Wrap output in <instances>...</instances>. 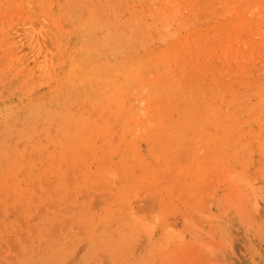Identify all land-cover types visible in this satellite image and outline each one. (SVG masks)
<instances>
[{"label":"rangeland","instance_id":"1","mask_svg":"<svg viewBox=\"0 0 264 264\" xmlns=\"http://www.w3.org/2000/svg\"><path fill=\"white\" fill-rule=\"evenodd\" d=\"M17 1L18 8L11 6L8 8V10L5 9V11L7 12V15L5 14L6 12L4 13L5 16L3 14L4 9L2 8V4L0 3V20H6V27L1 29L0 31V38L2 37L4 39H0V51L5 52V57L8 53L11 52L12 55L8 54L11 56V58L15 56L13 59L18 57L22 58L23 60L21 65L17 66L15 62H12V60L8 58V55V59L2 58L0 56L2 58L0 59V68L1 65L3 69H5V67L7 66L8 70L10 71L7 72L5 76H0V104H2L0 105V195H4L0 196V264H264V192H262L264 191V155L261 146V142L264 141V133L260 132L264 130V120L260 122V119L258 118V115L261 113V111H263L264 113V107H261L259 105L257 111H250L253 107L255 108V106L258 105L260 98H262L263 100L262 102H260H264V43H259L262 37H259L257 34L259 33V31H262L263 24L259 23L257 18H254L251 13L247 12L243 15V18L245 20L246 18H248L247 21H251L252 19L256 20L252 21V27L254 31L253 33L255 34L254 36L249 33L244 34L245 38H248V46L245 49L247 53L242 56H235L236 61L234 62L231 60L232 58L234 59V57L231 56L230 58L229 55L228 57H226L228 53H226V55L224 54V51L219 47L220 45L218 44V42H216L215 39L211 41V43L217 45L216 50H218V52L216 51L217 57H215L212 61V63L215 64V68L213 70L217 72L219 71V68L221 69L222 65L225 64L223 70V72L225 73H218L216 74V77L214 79L211 77L208 78V81L213 83L219 80V85H221V87L223 86L222 88L225 89V92L222 89L217 94H215L212 99L208 98L214 101L215 106V110L212 112V114L209 115L208 121L202 122L198 118L195 120V122H188L189 120L187 121V119L192 117L190 115V112H192V110L191 108L190 110L188 109V104H182V106L181 104L179 105V109L181 111L180 113L184 114L181 117V120L176 121V119H167V116L164 118L154 117L152 119H154L156 123L151 119L155 124L153 123V126H149L148 129L146 127L149 124H146V122H144V124L147 126L142 123L146 129H143L144 127L142 128V126L134 125L133 123L128 124L127 120H129V116H127L128 118H123L124 121L122 119L120 120L122 121L121 123L124 122L126 124V127L125 129H123L122 126L123 130H121V134L118 133L119 139L115 141V143H113L112 139L117 136L116 133L120 128V125L116 122L119 119L115 116V112H117L119 108L112 111L109 108H111V105L115 106L116 104V106L118 107L119 105L114 102L109 104L105 103L106 105L104 108L102 107L101 103H99V101H101L102 95H100L99 91L96 88L91 87L90 94L79 93L78 86L68 80H65L64 78L59 79L60 81H66L64 86L58 87L59 80H55L56 74L54 71V66L52 64V62L57 61V49L55 48L54 41L56 34L55 32H53L55 30V27L49 21L48 15H46L47 17L45 16V12H48V8L44 10L41 9L42 5L40 3L45 2V0ZM89 1L90 0H58V2L53 7L54 9L56 7V12L53 8L51 9L52 13L60 15L66 20L64 21L65 27L69 28L70 30L68 34L70 36V39L67 41L69 51L74 50V48L77 47V43L79 45L83 42H86L84 40L85 37H83L85 35V32L82 28H85L87 25L79 26V20H88L92 18V13L94 10L92 8L94 7L93 5L101 1H103L105 6L103 13H108L105 14L100 25L96 28L97 34H94V36L99 40V43L101 40H103V38L110 30H107L109 25H112L114 22H116L115 20L119 19V17L126 22V27H129L127 26L129 24L131 27L133 21L136 20V14L138 16L141 9H144L145 7H147V5L149 6V9L151 11H155L156 9L154 8L155 5L153 4V2L151 1L152 3H150V0H147V2L143 0L142 4L140 3L142 0H107L106 2H104L105 0H99V2L96 0H92L91 3L94 1L92 4ZM122 1H125L124 5L126 4V12L123 9L125 8V6L121 4V7L120 5ZM131 1L134 4L131 3ZM75 2L78 3L80 7L79 5L75 4ZM79 2H81L82 4ZM116 2H118L117 4L120 5V7L117 8L119 10L116 9ZM128 2L130 5L128 4ZM189 2L192 5L194 3L193 1L186 0V2L184 1V6H191L188 4ZM213 4L215 5L217 14L215 21L214 19L213 21L216 25L222 28L223 16L219 15V13L222 11V8L221 6L216 5V3ZM14 5L16 4L14 3ZM140 5L143 6V8ZM83 6L84 8H86L83 10L84 12L81 10L83 9ZM242 7H244V5H242L241 8ZM17 9L22 11H19ZM79 9L81 11L80 13ZM110 9H112V13L109 12ZM167 9V11H171L172 8L170 7V9ZM115 10H117L116 12L118 15L116 14ZM9 11L11 12V14L15 12L13 17H9V15H11L8 13ZM29 11L34 15L33 20L24 18V16L27 17V13ZM42 11L43 14H41ZM121 11H123V13L125 12V15L122 14ZM128 12L129 15H127ZM78 13L79 15H77ZM134 13L135 17L133 15ZM75 15H77L78 17H76ZM113 15H116L117 17L115 18V20L113 19L114 17H112ZM17 16H19V18H17ZM107 16L108 20L106 19ZM151 18H153L152 15ZM151 18L148 16L147 19L149 21H152L153 19ZM42 19L45 22L42 21ZM11 20H13L14 24H12ZM168 20L170 19L168 18ZM168 20H166V24ZM135 22L134 24L136 25ZM158 22H160V20L156 21L152 25L156 29V31H154L153 27H151L152 30L150 29V33V31H148L149 28H145L142 30L144 31L142 35L140 32V36H145V38H147V36L149 37L153 35V32L155 35L158 32L157 29L162 30L164 33H170L171 35H174L172 32H170V26H167L168 24L164 26L165 23ZM256 22L257 26H255ZM29 23H31V25ZM116 23L119 26L124 24L121 21H117ZM9 24H11V27H8L10 26ZM135 25H133L132 27H134ZM259 25L260 28L258 27ZM161 26L163 27L160 28ZM105 27L107 29H105ZM165 27L168 29H166ZM37 30V33L33 32ZM224 32H226V28L223 29V33ZM231 32L232 34L234 33L233 30H231ZM16 33L18 36L16 35ZM99 33L102 34L103 38ZM8 34L11 36L9 37ZM171 35H169V39L173 40L175 35L173 37H171ZM251 36L253 38L250 40ZM20 38H22V40ZM35 39L37 42L35 41ZM147 40L152 43L150 44V47H154L153 49L158 51L162 50L166 44V41H164L163 39H158V37H149L147 38ZM11 41L13 44L10 43ZM152 41L157 42L155 43ZM252 42L257 44L252 45ZM63 43H65L64 40ZM89 43L92 46L95 45V42H93L92 40L89 41ZM159 43L163 44H161V46L159 47ZM10 44L15 45L16 47L14 49V46L13 48L11 46L12 49L10 48V52H7L6 50H8ZM22 47L25 48L23 49ZM117 47L114 50V57H110L109 53H107L106 50H100L101 53L104 52L102 55L100 54L101 57H104L101 59H105L103 61H108V59L111 58H116L119 60V55L122 51L126 53V56H134L135 50L133 48L128 49H132V51L129 53V51L125 50V48H122L121 51ZM252 47L254 48V50L252 49ZM46 49L47 51H45ZM144 50L146 49H142V47L138 49L139 52ZM4 52H0V55L3 54L4 56ZM117 52H119L120 54ZM25 53L26 56L24 55ZM36 55H40V57H37ZM222 55L223 58L225 55V58L227 59L221 60ZM250 55L253 56V58L249 57L248 59V56ZM44 56L48 61L44 58ZM255 56L256 59H258L257 61L255 59ZM246 58L249 61L247 60V62H245L244 59ZM250 59L255 62L252 63ZM6 60L9 62V64ZM16 60L17 59H15V61ZM41 64L44 66V69L48 70V73L50 75L48 77V80H50L49 84H46L47 80H45V83L42 84L40 82L41 71L39 70ZM232 64H235V67ZM10 65H12V69H9ZM251 66L252 68H250ZM20 67H22L23 70L18 69ZM189 68L190 67L186 68L188 71H190V73L186 75V78L191 81L195 78L193 76V70L191 71L189 70ZM17 69L20 73H16L15 79L14 75L15 70ZM25 70L27 71L26 73ZM28 75L30 78L32 77L30 80L29 78L26 79ZM25 79L26 81H29L27 82L29 86L27 84H24L23 81H25ZM4 81L5 83H3ZM205 82L208 83L207 81H203L200 79L196 84H206ZM252 86L255 87L252 88ZM261 86H263L262 89L260 88ZM248 87L250 89L249 91H246L248 90ZM111 90L115 92L114 89ZM93 91L97 93H94V95H92ZM133 93L134 90L132 93L128 94L127 101L130 100L129 103L131 105H133L131 102L135 101L134 108L137 110L139 106L138 104L140 103L137 104V101L133 99V96H135L134 98L137 99V94L134 93V95ZM229 93L232 94L230 95ZM97 94L99 96H97ZM189 94L194 95L195 93L191 92ZM63 95H65L66 98L62 97ZM192 95L190 96V98L192 97ZM244 95L245 97H243ZM233 97L234 99H237L234 100ZM22 98H24L25 101H23ZM61 98L64 99L60 100ZM200 98V96L196 97V99L198 100ZM230 98L233 102L232 104H229ZM237 100L238 102H235ZM200 101L204 100L202 99ZM129 103L128 106H131ZM141 104H143V102ZM219 105L221 106L219 107ZM235 107H237L238 109V114L232 121ZM96 110H98V112L96 113L97 116L95 117L93 113H95ZM133 111L135 110L133 109ZM83 112L85 113L84 115ZM142 112L144 113V111ZM104 114H106L105 118H103ZM213 114H216L217 117L215 123L220 122L219 120L221 119V125L218 123L221 127L219 130L217 129V126L215 127V123L211 122L212 119L210 118V116L213 117ZM225 114L227 118L225 117ZM112 116L113 122L110 121V118ZM168 120L170 121L168 122ZM185 120L187 123L185 122ZM252 120H255L256 122L247 123L251 122ZM236 121L238 122V126L235 125ZM102 122H104L105 124ZM147 122L149 123L150 121ZM175 122L176 127L173 128L172 131H168V129L170 130V128H168V124L172 125ZM15 123L20 126L18 127ZM40 124L41 126L38 128ZM118 125L119 128L116 129ZM158 125L159 127L157 128ZM233 126L235 128L237 126L238 129H236L235 132L232 133V135H234H231V138L228 140L227 138L230 135H228V133H230V130L233 131ZM136 127H139V132L136 131ZM190 128L194 132L191 135H187L186 130L191 131ZM53 129L55 131H52ZM142 130H144V132ZM162 131H164V133L168 131L171 135V138H174L175 135L176 141H178L175 142L173 139H168L167 137L166 140H168L165 143L162 142L164 138L162 137ZM175 132L177 134H175ZM218 133L221 136L218 137ZM225 134L226 136L223 138ZM131 135L132 137H130ZM166 135L168 134L166 133ZM257 136L259 137L258 140L256 139ZM12 137L14 138L13 144L11 143ZM220 137H222V139H220ZM186 138L190 141H188ZM217 138L220 140H218ZM151 139H154V143L157 142L156 144H158V146L156 144L155 145L157 147H161V151L157 147V152H153L155 151V149L151 150ZM170 139L171 141L173 140L172 142H174V145L176 143L175 146L171 144L172 142L170 141ZM43 140L46 142H44ZM98 140L101 141L99 142ZM191 141H193V144H191L192 146L189 144L191 143ZM208 141L212 145L207 144ZM163 143L164 145H167L163 146ZM185 143L186 146L191 147L190 150H185ZM11 144L12 146H9ZM20 145L22 146L20 147V149H18V146ZM149 148L151 151L148 150ZM183 148L185 151L183 150ZM133 149L134 151L132 152ZM191 149L194 151H191ZM179 150L184 151H182V155L184 157L182 155L180 156ZM236 150H239V152L237 153ZM148 151L150 152L147 153ZM215 151L217 152V154ZM45 152L46 156L44 155ZM34 153L37 154L36 159L31 156ZM177 154L180 157L177 156ZM187 154L188 157H190V159H188L190 160V162H192L191 159L194 160L192 163L189 162V164H187V162L184 161ZM249 154L251 156H249ZM25 155L28 158L27 160ZM148 155L151 156L152 160L155 162L154 164L151 162V158ZM43 156L45 157L43 158ZM172 157L180 158L178 159V161L181 162L174 160ZM105 159L107 161H105ZM129 159L132 161L135 160L133 162L134 164H132ZM172 159L175 161H173V163L176 165L170 163ZM206 161L207 163H205ZM67 162H69V164H67ZM135 162L137 164H135ZM159 162H161V164ZM218 164L222 169L218 173H220L221 176L225 178L224 180H220L222 182H218V180L222 178L221 176H219L221 177L219 179L218 177L213 178L214 175L212 173L215 174L216 172L211 173L209 171L219 170L220 168L216 166ZM60 165L62 167H60ZM224 166L226 168H224ZM228 167H230V169ZM97 168L99 169L96 170ZM171 168L173 172L171 171ZM69 169H72L71 174L70 172L68 173ZM226 169H236V171L238 170L239 173L243 171V175H247L246 178L250 182H252L251 184L253 186L259 185L258 188H260V190L258 188V190L255 188V190H257L256 192L258 194H263V197L261 196V199L263 201H261L259 197H257L258 194H255L256 197L254 196V198L255 200L256 198H258V200H256L257 203L252 202V204H257L258 207H253L255 209L254 213L252 212V209V211L250 210L251 207H249L251 205V199H249V197L252 193H249L250 191L246 189L244 193H246V196L248 195L247 197L249 201L246 200V198H243V196L241 197L243 198V200L245 199L247 201V203H245V200V202H242L245 203L243 204L244 206L242 205L243 208L247 206V208H245L247 211H242L243 213L240 212V202L237 196V194L239 193H237V190H240L238 192H240V194H243L244 188H242L243 186H241V182H239L238 179L237 183L239 185L236 184V187H234L235 185L232 187L231 184L235 182L236 176L234 175V179L231 176V179L233 180L232 183H230V178H227L229 171H227ZM110 171H114L116 180L113 179V176L111 177L109 175ZM236 171H234V173H236ZM238 172L236 175L240 177L241 174L238 175ZM171 173L173 175V178L171 177V181L168 182L165 176L169 175L170 177ZM23 174L25 176H23ZM68 175H70L71 178H69ZM30 176L32 178H30ZM96 176L97 178L101 176L105 180V182H103L102 179L95 178ZM252 176L254 179H252ZM182 177L183 179L185 178V180L182 181ZM241 177L243 178V176ZM53 178H55L56 180L54 181ZM68 178L70 179V183L72 181L71 179H73V182L71 183L72 185L70 184L71 188L69 187V182L67 180ZM93 178H95L96 180ZM226 179L229 180L227 181ZM45 180H47V184ZM24 181L26 184H24ZM32 181L37 182V187L32 186L36 184H32ZM166 182H168V188H171V193L169 192L170 189L168 190V188L166 187ZM177 183L179 185L180 183L183 185L180 186V188H178V190L176 191V186H178ZM45 184L47 185V187ZM157 184H160L161 187H157ZM163 184L164 187H166V193H164L165 191L163 189ZM189 184L190 186H192L190 187ZM92 185L97 190L92 187ZM151 185H153V190L155 191L151 190ZM202 185L207 186V191H198V189L203 188ZM228 185H230L231 187ZM49 186L51 189L49 188L48 190L47 188ZM208 186L211 188L210 190H208ZM34 188H36L39 193H37V190ZM166 189L168 190L169 195H167ZM186 189L187 192H185ZM258 191L261 192L259 193ZM10 192L11 197L9 196ZM174 192L175 197L173 196ZM157 193H159V195ZM183 193H185V195H183ZM232 193H234V195L230 196V194L232 195ZM155 194H157L158 196H153ZM202 194H206V196H202ZM43 195L45 196L43 197ZM72 195L73 197H71ZM212 195L215 199L212 198ZM105 196L107 198L109 197V199H105ZM180 196L182 197L181 199ZM251 196L253 197V195ZM205 197H207L208 199L210 197V201H207V198L205 199ZM228 197L229 201L227 200ZM241 197H239L240 200H242ZM33 198L35 200H33ZM125 198L126 204H124ZM153 198L156 199L153 200ZM202 198L205 199L206 204L204 205H202L203 203L201 202ZM49 202L51 203L50 206L53 205L51 208H49ZM224 203L225 205L222 206ZM206 205L208 210L206 208ZM68 206L71 208L73 207L72 210L68 209L69 212L67 211ZM40 207L45 212L42 210L40 211ZM55 208L57 210H55ZM64 208H66V210L62 212L61 210H63ZM190 209H192L193 211ZM237 209L240 211H238ZM200 213L203 215H200ZM192 215L193 217H191ZM207 216H210L209 218L211 219H209ZM68 219L71 220L69 221ZM206 219H209V221L207 222ZM184 220H188L190 222L192 220L195 221L196 224L194 222L193 224L195 225H193L192 228V225H190L188 221V224L184 223ZM134 221H137L135 224L136 226L133 223ZM146 221H149L150 223L148 222V224ZM182 222L185 225L182 224ZM142 223L144 224L142 225ZM55 224H57V226ZM150 224H153L152 228L150 227ZM100 225L101 228H99ZM141 225L144 229H142L144 233L141 231ZM81 226H84V228H81ZM146 227L149 231H146ZM181 227L185 231L183 232L182 230V237L180 236L179 241L177 239L178 234L176 233V231L180 230ZM137 228L140 230H138ZM165 232H167V235H165ZM174 232L175 234H173ZM149 233L151 235L146 236ZM179 235H181L180 232Z\"/></svg>","mask_w":264,"mask_h":264},{"label":"bare ground","instance_id":"2","mask_svg":"<svg viewBox=\"0 0 264 264\" xmlns=\"http://www.w3.org/2000/svg\"><path fill=\"white\" fill-rule=\"evenodd\" d=\"M29 1V0H28ZM64 1V0H63ZM79 1H81V0H79ZM91 1L92 0H90L89 2L91 3ZM96 1H98L99 2V0H96ZM107 0H105L104 2H106ZM135 1V0H134ZM139 1V0H138ZM153 2V4L155 5V7L154 8H156L155 9V11H151L150 9H149V6L147 5V7H145L144 9H141V11H140V13H139V15L137 16V14H136V20H134L133 21V24L131 25V27L133 26V25H135L134 24V22L136 23V25L134 26V27H130V24L129 25H127V26H129V27H126L125 26V21H123L122 19H120V17H119V19H117V20H115V18H117L116 17V15H113L112 17H114L113 19L117 22H123L124 24L123 25H121V26H119V25H117V23L116 22H114L112 25L110 24L109 25V27H108V29L105 27V29H107V30H109L108 31V33L106 34V36L103 38V36H102V34H100L101 35V37L103 38V40H101L100 41V43H99V40L97 39V37H95L94 36V34H97L96 33V28L100 25V23H101V21H102V19H103V17L105 16V14H107V13H103V11H104V9H105V6H104V3H103V1H101V2H99V3H97V4H95V5H93L94 7H92L94 10H93V16H92V18H90V19H88V20H85V19H80L79 20V26H86L85 28H82L83 30H84V32H85V35L83 36V37H85L84 38V40L86 41V42H83L82 44H79L78 45V43H77V47L76 48H74V50H72V51H69V49H68V46H67V41L70 39L69 37V32H70V30H69V28H67V27H65V24H64V21H66L62 16H60V15H57V14H55V13H52L51 12V9L54 7V5L58 2V0H45V2H42V3H40L39 1V3L42 5L41 6V9H47L48 8V12H45V16L46 15H48V17H49V21L54 25V27H55V30L53 31V32H55V38H54V41H55V48L57 49V61L56 62H52V64H53V66H54V71H55V74H56V77H55V80H59V79H61V78H64L65 80H68V81H70V82H72L73 84H75V85H77L78 86V90H79V93H85V94H90V89H91V87H94V88H96L98 91H99V93H100V95H102L101 96V101H99V103H101V105H102V107H104L105 108V103H112V102H114V103H117L118 105H119V107L118 106H116V104H115V106L114 105H111V108H109V109H111V111L112 110H114V109H117V108H119V110L117 111V112H115L116 114H115V116L119 119L118 121H116L119 125H120V128H119V125H118V127H116V129H118L119 128V131L116 133L117 134V136L116 137H114L113 139H112V141H113V143H115V141H117L119 138H118V133L119 134H121L120 132H121V130H123V129H125V127H126V124H125V126H124V124L123 123H121L122 121H120L121 119L124 121V119H126V118H128L127 116H129V120H127V123L128 124H131V123H133L134 125H138V126H142V128L143 129H148V127L149 126H153V123L155 122L156 123V121H154V119H152V118H154V117H161V118H164V117H166L167 116V119H176V121L178 120H181V117L184 115V114H182V113H180L181 111H180V109H179V105L181 104V106H182V104H188L189 105V107H188V109L190 110V108H191V110H192V112H190L189 114L192 116L191 118H189V119H187V121L188 122H195V120L196 119H200L202 122H205V121H208L209 120V115L210 114H212V112L215 110V106H214V101L213 100H210V99H212L214 96H215V94H217L220 90H222L223 88V86L221 87V85H219V80L218 81H215V82H213V83H211L210 81H208V78H215L216 77V74H218V73H225V72H223V70H224V67H225V64H223L222 65V68L220 69L219 68V71H217V72H215L213 69L215 68V64L214 63H212V61H213V59L215 58V57H217V52H218V50H216V46L217 45H215L214 43H211V41L213 40V39H215L216 40V42H218V44L220 45L219 47L220 48H222V50L224 51V54L226 55V53H228L227 54V56L226 57H228V55L230 56V58H231V56L232 57H234V59L232 58L231 60L234 62V61H236V59H235V56L237 57L238 55H245L246 53H247V51L245 50L246 48H247V40H248V38H245V36H244V34L245 33H249V34H252V36H254V34L255 33H253L254 31H253V27H252V24H253V20H255V19H252L251 21H247V19L248 18H246V20L243 18V15L244 14H246L247 12L248 13H251L252 14V16L254 17V18H257V20H258V22L259 23H262L263 24V29H262V31H259V33H257L258 34V36L259 37H262V39L260 40V42L259 43H264V0H190V1H193L194 3H193V5L189 2L188 4L189 5H191V6H184V1L186 2V0H150V3H152ZM94 2V1H93ZM92 2V3H93ZM145 2H147V0H145ZM197 2H199V3H197ZM1 4H2V8L4 9V12H3V14L6 12L5 11V9L6 10H8V8L9 7H17L18 5V1L17 0H1V2H0ZM14 3L16 4V5H14ZM79 3H81V2H79ZM91 3V4H92ZM118 2H116L115 3V5L117 4ZM124 3H125V1L123 2H121L120 3V5L121 4H123L124 5ZM131 3H133L132 1H131ZM141 4L143 3V0L140 2ZM139 3V4H140ZM197 3V4H196ZM213 3H216V5H219V6H221V8H222V11L219 13V15H222L223 16V26H222V28L223 29H225L226 28V32H224L223 33V29L221 28V27H219L218 25H216L215 24V18H216V16H217V14H216V8H215V5L213 4ZM28 4V3H27ZM37 4V3H36ZM75 4H77V5H79L78 3H76L75 2ZM82 4V3H81ZM87 4H89V3H87ZM86 4V5H87ZM128 4H129V2H128ZM134 4V3H133ZM168 4V5H167ZM187 4V3H186ZM35 5V4H34ZM69 5V4H68ZM71 5H72V3H71ZM114 5V6H115ZM119 4H117V7H116V9L118 8V7H120V5L118 6ZM130 5V4H129ZM151 5V4H150ZM167 5V6H166ZM171 5V6H170ZM242 5H244V7H242L241 8V6ZM30 6V5H29ZM37 6V5H36ZM35 6V7H36ZM39 6V5H38ZM65 6V5H64ZM76 6V5H75ZM88 6V5H87ZM91 6V5H90ZM125 6V8H123L124 9V11H125V9H126V4L124 5ZM135 6V5H134ZM141 6V5H140ZM166 6V7H165ZM34 7V8H35ZM66 7V6H65ZM77 7V6H76ZM79 7H80V5H79ZM113 7V6H112ZM121 7H122V5H121ZM142 8H143V6H141ZM170 7L172 8L171 9V11L169 10V11H167L168 9L167 8H169L170 9ZM18 8V7H17ZM72 8H73V6H72ZM54 9V8H53ZM55 9H56V7H55ZM55 9H54V11H55ZM75 9V8H74ZM84 9H86V8H84V6H83V9H81L82 11L84 10ZM89 9V8H88ZM122 9V10H123ZM0 10H1V8H0ZM14 10H15V8H14ZM17 10H19V9H17ZM66 10H67V8H66ZM73 10V9H72ZM76 10V9H75ZM111 10L112 9H110L109 10V12H111ZM117 10H119V9H117ZM117 10H115V12L117 11ZM120 10H121V8H120ZM19 11H22V10H19ZM18 11V12H19ZM65 11V10H64ZM63 11V12H64ZM77 11V10H76ZM89 11V10H88ZM107 11V10H106ZM105 11V12H106ZM56 12V11H55ZM62 12V13H63ZM81 11H80V9H79V13H80ZM84 12V11H83ZM114 12V11H113ZM122 12V14H124L123 13V11H121ZM0 13H1V11H0ZM9 14H11V12L9 11L8 12ZM13 13V12H12ZM15 13V12H14ZM14 13L13 14H11V15H9V17H13V15H14ZM79 13L77 14V15H79ZM89 13V12H88ZM112 13V12H111ZM6 15H7V12L5 13ZM5 14H4V16H5ZM41 14H43V11L41 12ZM65 14V13H64ZM102 14H104V15H102ZM116 14H117V12H116ZM19 15V14H18ZM39 15V14H38ZM77 15H75L76 17H78ZM81 15H83V14H81ZM87 15V14H86ZM109 15V14H108ZM112 15V14H111ZM118 15V14H117ZM121 15V14H120ZM119 15V16H120ZM125 15V14H124ZM127 15H129V12H128V14ZM134 15V17H135V13L133 14ZM151 15H152V17L153 18H151ZM2 16V15H1ZM41 16H43V15H41ZM66 16V15H65ZM148 16L151 18V19H153L152 21H149L147 18H148ZM47 17V16H46ZM17 18H19V16H17ZM24 18H27V19H29V20H33V18H34V15H33V13H31L30 11L27 13V17H25L24 16ZM108 18V16L106 17V19ZM168 18L170 19V20H168ZM218 18H220V17H218ZM11 19H13V18H11ZM21 19V18H20ZM77 19V18H76ZM76 19H73V20H76ZM213 19H214V21H213ZM10 20V19H9ZM17 20V19H16ZM24 20V19H23ZM22 20V21H23ZM73 20H71V21H73ZM108 20V19H107ZM106 20V21H107ZM111 20V19H110ZM109 20V21H110ZM113 20V21H114ZM125 20V19H124ZM158 20H160V22H158V23H161V22H163V23H165L164 24V26L165 25H167V26H170L169 28V30H170V32H172L174 35H171L170 33L169 34H167V33H164L162 30H158L157 29V33L154 35V32H153V35H151V36H149L150 38H155V37H158V39H163L164 41H166L165 43V46H164V48L162 49V50H155V49H153V48H151L150 47V44H152L151 42H149V40H147V38H149L148 36H147V38H145V36H140V32H141V35L143 34V32L144 31H142L143 29H145V28H149V30L148 31H150V33H151V27H153L152 25L156 22V21H158ZM162 20V21H161ZM166 20H168V22H167V24H166ZM217 20V19H216ZM12 21V24H14V22H13V20H11ZM42 21H44L43 19H42ZM42 21H41V23H42ZM48 21V22H49ZM112 21V20H111ZM127 21V20H126ZM214 23H213V22ZM256 21V20H255ZM5 22H6V20L4 21V19L3 20H0V31H1V29H3L4 27H6L5 26ZM19 22V21H18ZM28 22V21H27ZM31 22V21H30ZM45 22V21H44ZM47 22V23H48ZM212 22V23H211ZM16 23V22H15ZM77 23V22H76ZM128 23V22H127ZM7 24H8V21H7ZM30 25H31V23H29ZM122 24V23H121ZM10 26H8V27H11V24H9ZM12 26H15V25H12ZM29 26V25H28ZM69 26V25H68ZM255 26H257V22H256V24H255ZM7 27V28H8ZM17 27V26H16ZM20 27V26H19ZM124 27H126V28H124ZM163 26H161L160 28H162ZM259 28H260V25L258 26ZM128 28V29H127ZM159 28V27H158ZM166 28V27H165ZM165 28H164V30H165ZM259 28H258V30H259ZM261 28H262V25H261ZM35 29V28H34ZM41 29V28H40ZM47 29V28H46ZM46 29H44V30H46ZM151 29V30H150ZM153 29H154V31H156V29L153 27ZM166 29H168V28H166ZM8 30V29H7ZM10 30V29H9ZM24 30V29H23ZM52 30V29H51ZM231 30H233L234 31V33L232 34V32H231ZM6 31V30H5ZM28 31V30H27ZM30 31V30H29ZM106 31V30H105ZM148 31H147V33H148ZM236 31V32H235ZM9 32H11V31H9ZM15 32V31H14ZM33 32H38V30L37 31H33ZM41 32V31H40ZM48 32V31H47ZM97 32H100V31H97ZM18 33V32H17ZM17 33H16V35H17ZM82 33V32H81ZM20 34V33H19ZM25 34V33H24ZM29 34V33H28ZM9 35V34H8ZM7 35V36H8ZM26 35V34H25ZM169 35H171V37H173L174 36V38H173V40H170L169 39ZM11 35H9V37H10ZM15 36V35H14ZM18 36V35H17ZM28 36V35H27ZM26 36V37H27ZM98 36V35H97ZM250 37V40L253 38V37ZM6 37V36H5ZM4 37V38H5ZM29 37V36H28ZM31 37H32V35H31ZM42 37V36H41ZM257 37V36H256ZM7 38V37H6ZM14 38V37H13ZM1 40L3 39L2 37L0 38ZM8 39V38H7ZM6 39V40H7ZM21 40H22V38H20ZM26 39H28V38H26ZM141 39V40H140ZM4 40V39H3ZM17 40H19V39H17ZM33 40V39H32ZM37 40H38V38H37ZM41 40H43V39H41ZM45 40V39H44ZM63 40L65 41V43H63ZM93 41V42H95V45L94 46H92V45H90V43H89V41ZM30 41V40H29ZM35 41H36V39H35ZM162 41V40H161ZM6 42V41H5ZM4 42V43H5ZM37 42V41H36ZM39 42V41H38ZM42 42H44V41H42ZM47 42V41H46ZM71 42H72V40H71ZM152 42H157V41H152ZM159 42V41H158ZM163 42V41H162ZM0 43H1V41H0ZM3 43V42H2ZM11 44H13L12 43V41L10 42ZM19 43V42H18ZM35 43V42H34ZM34 43H33V45H34ZM52 43V42H51ZM155 43H153V44H155ZM8 44H9V42H8ZM10 44V46L8 47V50H6L7 52L9 51V49L11 48V46H12V48H13V46H14V49H15V45H11ZM23 44V43H22ZM28 44V43H27ZM29 44H31V43H29ZM76 44V43H75ZM93 44V43H92ZM161 44H163V43H161ZM161 44L159 43V47L161 46ZM252 45L253 44H257V43H251ZM6 45V44H5ZM19 45V44H18ZM26 45V44H25ZM33 45H32V47H33ZM23 46V45H22ZM38 46H39V44H38ZM101 46V47H100ZM118 46V47H117ZM140 46V47H139ZM152 46V45H151ZM18 47V46H17ZM72 47V46H71ZM119 48V50H121L122 48H125V50H128L129 48H133L134 50H135V53H134V56H126L125 54L126 53H124L122 50V52H121V54L119 53V52H117V53H119L118 55H119V60L118 59H113V58H111V59H108V61H103V60H105V59H101V58H104L103 56L101 57L100 56V54L102 55L103 53H101V51L100 50H102V51H104V50H106V52L107 53H109V56L110 57H114V53H115V48ZM142 47V49L143 48H145L146 50H144V51H141V52H139L138 51V49L139 48H141ZM11 48V49H12ZM21 48V47H20ZM23 49L25 48V47H22ZM39 48V47H38ZM158 48V47H157ZM4 49V48H3ZM5 49H6V47H5ZM10 49V50H11ZM40 49V48H39ZM252 49L254 50V48L252 47ZM1 50V49H0ZM19 50V49H18ZM221 50V51H222ZM15 51V50H14ZM17 51V50H16ZM32 51V50H31ZM39 51V50H38ZM45 51H47V49L45 50ZM118 51V50H117ZM129 51V53L132 51V49L131 50H128ZM217 51V52H216ZM222 51V52H223ZM0 52H4V51H0ZM7 52H6V54H7ZM10 52V51H9ZM41 52V51H40ZM48 52H49V50H48ZM127 52V51H126ZM136 52H139V53H136ZM13 53V52H12ZM15 53H18V52H15ZM27 53V52H26ZM26 53L24 54L25 56H26ZM8 54H11V52L10 53H8ZM7 54V55H8ZM45 54H46V52H45ZM106 54V53H105ZM128 54V53H127ZM136 54V55H135ZM223 54V53H222ZM7 55H6V57H5V52H4V56H3V54L2 55H0L2 58H7ZM12 55V54H11ZM14 55V54H13ZM23 55V54H22ZM225 55H224V58H223V55H222V59L221 60H225V59H227V58H225ZM256 55H258V54H256ZM17 56H20V55H17ZM37 56V55H36ZM0 57V59H2ZM15 57V56H14ZM14 57H12L11 58V56L10 55H8V58H10L11 60H12V62H15V64L17 65V66H19V65H21V63H22V58H15V59H17L16 61H15V59H13ZM35 57V56H34ZM37 57H40V55L39 56H37ZM36 57V58H37ZM105 57H107V56H105ZM115 57H116V55H115ZM249 57H251V58H253V56H248V59H249ZM7 58V59H8ZM24 58V57H23ZM44 58H45V56H44ZM240 58V57H239ZM238 58V59H239ZM27 59V58H26ZM33 59V58H32ZM35 59V58H34ZM46 59V58H45ZM52 59V58H51ZM247 58L246 59H244L245 60V62H247V60H248ZM255 59H256V56H255ZM47 60V59H46ZM107 60V59H106ZM243 60V61H244ZM251 60V59H250ZM258 59H256V61H257ZM7 61V60H6ZM35 61V60H34ZM41 61V60H40ZM48 61V60H47ZM46 61V62H47ZM51 61V60H50ZM195 61H196V63H195ZM218 61H219V59H218ZM227 61V60H226ZM249 61V60H248ZM252 61V60H251ZM29 62V61H28ZM42 62V61H41ZM221 62H223V61H221ZM253 62H255V61H252V63ZM2 63H3V60H2ZM7 63L9 64V62L7 61ZM229 63V62H228ZM228 63H227V65H228ZM231 63V62H230ZM28 64V63H27ZM30 64V63H29ZM44 64H45V62H44ZM49 64V63H48ZM241 64V63H240ZM261 64V63H260ZM13 65V64H12ZM12 65H10V67H9V69L11 68L12 69ZM42 65V64H41ZM40 65V70L39 71H41V73H40V76H41V84L42 83H45V80H47L46 81V84H49V82H50V80H48V77L50 76L49 75V73H48V70L47 69H44V66L42 65L41 66ZM47 65V64H46ZM233 65V64H232ZM235 65V64H234ZM233 65V66H234ZM264 65V64H263ZM15 66V65H14ZM26 66V65H25ZM49 66V65H48ZM232 66V67H233ZM238 66V65H237ZM65 67H66V69H65ZM187 67H190L189 68V70H193V76H194V80H188L187 78H186V75H188V73H190V71H188L186 68ZM235 67V66H234ZM16 68V67H15ZM30 68V67H29ZM250 68H252V66L250 67ZM14 69V68H13ZM18 69H22L23 70V68L22 67H20V68H18ZM15 70V75H14V78H15V76H16V73L18 74V73H20V72H18L19 70ZM24 69H25V67H24ZM36 69V68H35ZM114 70H117V71H114ZM222 70V71H221ZM238 70V69H237ZM243 70V69H242ZM7 72H10L9 70H8V68H7V66L5 67V69H3V67H2V65H1V68H0V76L1 77H3L2 75H6L7 74ZM27 71L25 70V73H26ZM36 72V71H35ZM239 72V71H238ZM263 72H264V70H263ZM262 72V73H263ZM11 73H12V71H11ZM24 73V74H25ZM34 73V72H33ZM241 73H242V71H241ZM9 74V73H8ZM260 74V73H259ZM20 75V74H19ZM235 75H236V73H235ZM240 75V74H239ZM248 75H250V74H248ZM254 75V74H253ZM18 76V75H17ZM32 76V75H31ZM37 76V75H36ZM219 76V75H218ZM223 76V75H222ZM13 77V76H12ZM19 77V76H18ZM17 77V78H18ZM51 77H52V75H51ZM244 77V76H243ZM248 77V76H247ZM6 78V77H5ZM8 78V77H7ZM14 78H12V79H14ZM27 78H29V80L32 78H30L29 77V75L26 77V79ZM16 79V78H15ZM26 79H25V81H23L24 82V84H27V82H29V81H26ZM203 80V81H207L208 83H206V84H196L197 83V81L198 80ZM248 79V78H247ZM7 80V79H6ZM11 80V79H10ZM65 80H62V81H58V87H63L64 86V84H65ZM241 80V79H240ZM259 80V79H258ZM3 81V80H2ZM15 81V80H14ZM13 81V82H14ZM234 82V81H233ZM3 83H5V81L3 82ZM7 83V82H6ZM222 83V82H221ZM12 84V83H11ZM18 84V83H17ZM22 84V83H21ZM21 84H20V88H21ZM23 84V85H24ZM46 84H44V85H46ZM236 84H237V82H236ZM4 85V84H3ZM28 86H29V84H27ZM195 85H197V86H195ZM228 85V84H227ZM242 85H243V83H242ZM10 86V85H9ZM41 86V85H40ZM39 86V87H40ZM237 86V85H236ZM248 86V85H247ZM3 87V86H2ZM7 87V86H6ZM33 87V86H32ZM43 87V86H42ZM226 87V86H225ZM253 87H255V86H252V88ZM262 87L263 86H261L260 88L262 89ZM5 88V87H4ZM34 88V87H33ZM195 88V89H194ZM229 88V87H228ZM111 89H114V91L115 92H113ZM233 89V88H232ZM249 87H248V90H246V91H249ZM71 90V89H70ZM69 90V91H70ZM133 90H134V93H136L137 95H136V97H137V99H135L134 97L135 96H133V99L134 100H136L137 101V104L138 103H142L143 102V104H138L139 106H138V109L136 110L135 108H134V102L132 101L131 103L133 104V105H131L129 102H130V100L129 101H127V99H128V94H130V93H132L133 92ZM224 90V92H225V89H223ZM5 91V90H4ZM3 91V92H4ZM30 91V90H29ZM73 91V90H72ZM92 91V90H91ZM230 91H231V89H230ZM259 91H260V89H259ZM32 92V91H31ZM40 92V91H39ZM195 93L194 95H192V99L190 98V94L189 93ZM234 92V91H233ZM17 93V92H16ZM33 93H34V91H33ZM94 93H97V92H94L93 91V93H92V95H94ZM133 93V94H134ZM254 93H258V92H254ZM263 93V92H262ZM261 93V94H262ZM3 94V93H2ZM13 94H15V93H13ZM29 94H30V92H29ZM45 94V93H44ZM226 94V93H225ZM224 94V95H225ZM230 95L232 94V93H229ZM228 94V95H229ZM1 95V94H0ZM36 95V94H35ZM82 95V94H81ZM91 95V96H92ZM135 95V94H134ZM220 95V94H219ZM9 96H11V95H9ZM27 96V95H26ZM42 96V95H41ZM97 96H99L98 94H97ZM97 96H95V97H97ZM197 96H200L201 98L198 100V99H196V97ZM221 96V95H220ZM223 96V95H222ZM233 96H235V95H233ZM255 96V95H254ZM14 97V96H13ZM56 97V96H55ZM59 97V96H58ZM62 97H64V98H66V96L65 95H63ZM130 97V96H129ZM217 97V96H216ZM227 97V96H226ZM243 97H245V95L243 96ZM26 98V97H25ZM38 98H40V97H38ZM57 98V97H56ZM63 98V99H64ZM94 98V97H93ZM121 98H122V100H121ZM208 98H210V99H208ZM218 98V97H217ZM7 99H8V97H7ZM23 99V101H25L24 100V98H22ZM27 99V98H26ZM62 98L60 99V100H63ZM97 99V98H96ZM204 100V101H200V100ZM223 99V98H222ZM233 99H234V97H233ZM235 99H237V98H235ZM234 99V100H235ZM16 100V99H15ZM35 100V99H34ZM189 100H190V103H189ZM192 100V101H191ZM215 100V99H214ZM217 100V99H216ZM247 100V99H246ZM3 101H4V99H3ZM17 101V100H16ZM22 101V100H21ZM222 101V100H221ZM243 101V100H242ZM263 101L262 100V98H260V100H259V103H258V105H256L255 106V108L253 107L252 108V110H250V111H257V109H258V106L260 105L261 107L263 106L264 107V102L263 103H261V102ZM7 102V101H6ZM13 102V101H12ZM18 102H20V101H18ZM56 102V101H55ZM85 102H86V100H85ZM202 102V103H201ZM235 102H238V100L237 101H235ZM1 103V102H0ZM8 103V102H7ZM84 103V102H83ZM128 103L132 106H128ZM233 102L231 101V98H230V103L229 104H232ZM19 104V103H18ZM36 104V103H35ZM72 104V103H71ZM228 104V105H229ZM0 105H2V104H0ZM10 105V104H9ZM16 105V104H15ZM14 105V106H15ZM85 105H87V104H85ZM203 105V106H202ZM19 106V105H18ZM17 106V107H18ZM141 106V107H140ZM205 106V107H204ZM221 105H219V107H220ZM20 107V106H19ZM202 107V108H201ZM14 108H16V107H14ZM33 108V107H32ZM89 108V107H88ZM226 108H228V107H226ZM12 109V108H11ZM133 109L135 110V111H133ZM184 109V108H183ZM182 109V110H183ZM217 109V108H216ZM16 110V109H15ZM91 110V109H90ZM98 110H100V109H98ZM98 110H96L95 111V113H93V115L96 117L97 115H96V113L98 112ZM263 110V109H262ZM6 111V110H5ZM34 111V110H33ZM74 111V110H73ZM82 111V110H81ZM142 111H144V113L142 112ZM102 112H104V111H102ZM109 112V111H108ZM142 112V113H141ZM184 112V111H183ZM216 113V112H215ZM50 114V113H49ZM85 113L83 112V115H84ZM109 114V113H108ZM217 114V113H216ZM216 114H213V117L212 116H210V118L212 119L211 120V122L212 123H215V121H216V119H217V117H216ZM237 114H238V109H237V107H235V110H234V114H233V117H232V121L236 118V116H237ZM173 115H175V116H173ZM246 115V114H245ZM1 116V115H0ZM105 116H106V114H104V116H103V118H105ZM114 116V115H113ZM113 116L110 118V121H112L113 122ZM243 116V115H242ZM225 117L227 118V116H226V114H225ZM230 117V116H229ZM59 118V117H58ZM116 118V119H117ZM124 118V119H123ZM177 118H180V119H177ZM256 118V117H255ZM258 118L260 119V122H262L263 120H264V113H263V111H261V113L258 115ZM16 119V118H15ZM19 119V118H18ZM115 119V118H114ZM154 121H152V120ZM158 119V118H157ZM166 119V118H165ZM257 119V118H256ZM255 119V120H256ZM7 120H8V118H7ZM255 120H252L251 122H247V123H253V122H256ZM147 121H150L149 123L147 122ZM161 121V120H160ZM164 121V120H163ZM170 120H168V122H169ZM220 122H221V119L219 120ZM225 121V120H224ZM23 122H24V119H23ZM100 122V121H99ZM144 122H146V124H149L148 126L147 125H145L144 124ZM174 122V121H173ZM185 122H186V120H185ZM184 122V123H185ZM220 122H218L219 124H220ZM227 122V121H226ZM22 123V122H21ZM40 123V122H39ZM102 123H104V122H102ZM110 123V122H109ZM145 125V126H147L146 128H145V126H143V124ZM151 123H152V125H151ZM154 123V124H155ZM158 123V122H157ZM187 123V122H186ZM217 123V122H216ZM215 123V127L217 126V129L219 130L221 127L219 126V124L217 123L216 124ZM246 123V124H247ZM18 127L20 126V125H18L17 123H15ZM105 124V123H104ZM123 124V125H122ZM22 125V124H21ZM46 125V124H45ZM55 125V124H54ZM73 125H74V123H73ZM160 125V124H159ZM159 125L157 126V128L159 127ZM188 125H189V123H188ZM205 125V124H204ZM221 125V124H220ZM235 125H237L238 126V122L236 121V123H235ZM6 126V125H5ZM41 126V124L38 126V128ZM122 126H123V129H122ZM237 126H236V128L233 126V131H231L230 130V133H228V135H229V137L227 138L228 140L231 138V135H232V133L233 132H235V130L236 129H238L237 128ZM244 126V125H243ZM74 127V126H73ZM72 127V128H73ZM79 127V126H78ZM176 127V122L175 123H173L172 125H170V124H168V128H170V130L168 129V131H172L173 130V128H175ZM177 127H178V124H177ZM214 127V126H213ZM219 127V128H218ZM254 127V126H253ZM51 128V127H50ZM85 128V127H84ZM137 129H136V131H138V128L139 127H136ZM141 128V129H142ZM156 128V129H157ZM194 128V127H193ZM191 129V128H190ZM152 130V129H151ZM165 130V129H164ZM174 130H176V129H174ZM180 130V129H179ZM197 130V129H196ZM52 131H55L54 129L52 130ZM51 131V132H52ZM88 131H89V128H88ZM87 131V132H88ZM98 131V130H97ZM136 131H135V133H136ZM143 132H144V130H142ZM166 132L168 135H166V133H164V131H162L163 132V135H162V137H164L163 138V140H162V142H166L169 138H171V135H170V133L169 132ZM258 131V130H257ZM46 132V131H45ZM44 132V133H45ZM91 132V131H90ZM89 132V133H90ZM116 132V131H115ZM139 132V131H138ZM186 132H187V135H191V134H193V130L191 129V131H187L186 130ZM214 132V131H213ZM261 133H264V130H262V131H260ZM53 133V132H52ZM134 133V134H135ZM151 133V132H150ZM182 133V132H181ZM216 133V132H215ZM175 134H177L176 132H175ZM91 135H92V133H91ZM143 135V134H142ZM218 135V137L219 136H221V135H219V133L217 134ZM234 135V134H233ZM232 135V136H233ZM245 135V134H244ZM14 136V135H13ZM127 136V135H126ZM134 136V135H133ZM226 136V134L223 136V138ZM61 137V136H60ZM130 137H132V135L130 136ZM157 137V136H156ZM161 137V138H162ZM168 137V139L166 140V138ZM188 137V136H187ZM195 137V136H194ZM217 137V136H216ZM2 138V137H1ZM16 138V137H15ZM117 138V139H116ZM158 138V137H157ZM242 138V137H241ZM258 136H257V140H258ZM3 139V138H2ZM13 137H12V144H13ZM142 139H143V137H142ZM171 139H173L175 142H177L176 141V138H175V135H174V138H171ZM171 139H170V141H171ZM178 139V138H177ZM187 139V138H186ZM196 139V138H195ZM218 139V138H217ZM220 139H222V137H220ZM220 139H218V140H220ZM42 140V139H41ZM172 140V141H173ZM188 140V139H187ZM207 140V139H206ZM217 140V141H218ZM44 141V140H43ZM42 141V142H43ZM61 141H63V140H61ZM60 141V142H61ZM95 141H97V140H95ZM99 141V140H98ZM101 141V140H100ZM99 141V142H100ZM154 141V139H151L150 140V144H151V150L153 149H155V151H153L154 153L155 152H157L158 151V149L160 150L161 149V147H157L158 146V144H156V143H154L153 142ZM156 141V140H155ZM158 141V140H157ZM171 141V142H172ZM188 141H190V140H188ZM44 142H46V141H44ZM138 142V141H137ZM160 142V141H159ZM161 142V143H162ZM185 142H187V141H185ZM206 142V141H205ZM257 142V141H256ZM34 143V142H33ZM139 143V142H138ZM141 143V142H140ZM164 143L162 144L163 146H165V145H167V144H165L164 145ZM189 143V142H188ZM228 143V142H227ZM12 144L11 145H9V146H12ZM143 144V143H142ZM157 146H156V145ZM173 146H175L176 145V143H175V145H174V142H172L171 143ZM190 145L191 144H193V141H191V143H189ZM207 144H211V143H209V141H208V143ZM226 144V143H225ZM237 144V143H236ZM235 144V145H236ZM188 145V144H187ZM212 145V144H211ZM256 145V144H255ZM22 145H20V146H18V149H20V147H21ZM115 146V145H114ZM160 146V145H159ZM179 146V145H178ZM192 146V145H191ZM244 146H246V145H244ZM261 146H262V152H263V155H264V141H262L261 142ZM51 147V146H50ZM107 147H108V145H107ZM144 147V146H143ZM156 147L158 148V149H156ZM167 147V146H166ZM105 148H106V146H105ZM150 148L148 149V150H150ZM169 148V147H168ZM184 148H185V150L187 151V149L188 150H190V146H186V143L184 144ZM184 148H183V150H184ZM209 148H211V147H209ZM48 149H51V148H48ZM60 149V148H59ZM208 149V148H207ZM206 149V150H207ZM244 149V148H243ZM242 149V150H243ZM57 150H58V147H57ZM150 150V151H151ZM157 150V151H156ZM183 150H179V153H180V156L182 155V151ZM184 150V151H185ZM10 151V150H9ZM134 151V149L132 150V152ZM150 151H148L147 153H149ZM161 151V150H160ZM159 151V152H160ZM183 151V152H184ZM191 151H194V150H192L191 149ZM47 152V151H46ZM46 152H45V156H46ZM100 152V151H99ZM132 152H129V153H132ZM206 152V151H205ZM216 152V151H215ZM236 152L238 153L239 152V150L237 151L236 150ZM36 153V152H35ZM34 153V154H35ZM178 153V154H179ZM191 153V152H190ZM189 153V154H190ZM251 153V152H250ZM31 154V153H30ZM34 154L33 155H31L32 157H34L35 159L37 158L36 157V155L37 154H35V156H34ZM177 154V156H179ZM216 154H217V152H216ZM215 154V155H216ZM219 154V153H218ZM253 154V153H252ZM55 155H57V154H55ZM152 155V154H151ZM213 155V154H212ZM40 156V155H39ZM45 156H43V158L45 157ZM121 156V155H120ZM119 156V157H120ZM148 156H150V155H148ZM179 156V157H180ZM183 156V155H182ZM249 156H251L250 154H249ZM25 157H26V160L28 159L27 158V156L25 155ZM24 157V158H25ZM57 157V156H56ZM184 157V156H183ZM51 158V157H50ZM91 158V157H90ZM150 158H151V156H150ZM173 158V157H172ZM197 158V157H196ZM218 158V157H217ZM113 159H116V158H113ZM130 159H132V158H130ZM129 159V161H131V163L132 164H134L133 162L135 161V160H130ZM174 160H177L178 161V159H180V158H178V157H174L173 158ZM171 160L170 161V163H173V161L174 160ZM188 159H190V157H188V154H187V156H185V159H184V161H186L187 162V164H189V162H190V160H188ZM229 159V158H228ZM227 159V160H228ZM254 159V158H253ZM192 160V162L194 161L193 159H191ZM105 161H107L106 159H105ZM105 161H104V163H105ZM160 161V160H159ZM176 161V162H177ZM151 162L154 164L155 162L152 160V158H151ZM175 162V161H174ZM178 162H181V161H178ZM192 162H190V163H192ZM38 163V162H37ZM36 163V164H37ZM43 163V162H42ZM103 163V164H104ZM107 163V162H106ZM160 164H161V162H159ZM205 163H207V161L205 162ZM61 164V163H60ZM62 164H63V162H62ZM67 164H69V162H67ZM97 164V163H96ZM135 164H137L136 162H135ZM156 164H157V162H156ZM155 164V165H156ZM160 164H158V165H160ZM174 164V163H173ZM9 165V164H8ZM150 165V164H149ZM174 165H176V164H174ZM47 166V165H46ZM92 166V165H91ZM136 166V165H135ZM208 166H209V161H208ZM216 166H218L220 169L219 170H209L211 173L212 172H216L215 174L214 173H212L214 176H213V178L215 177H218V179L219 178H221V179H219L218 180V182L220 181V180H224L225 178H223V176H221V174L220 173H218V172H220V170H222L221 169V166L218 164V165H216ZM10 167V166H9ZM60 167H62L61 165H60ZM82 167V166H81ZM84 167V166H83ZM185 167V166H184ZM211 167V166H210ZM112 168H114V167H112ZM173 168H174V166H173ZM176 168V167H175ZM216 168V167H215ZM224 168H226L225 166H224ZM229 169H230V167H228ZM14 169V168H13ZM75 169H76V167H75ZM99 168H97L96 170H98ZM137 169V168H136ZM210 169V168H209ZM249 169V168H248ZM28 170V169H27ZM26 170V171H27ZM39 170V169H38ZM42 170V169H41ZM113 170V169H112ZM227 170V169H226ZM233 170V171H232ZM25 171V172H26ZM104 171H106V170H104ZM171 171H172V168H171ZM227 171H229V174H231V175H229L228 174V177L227 178H230V180H231V182L230 183H232V180L234 179V175L236 176L235 177V182L234 183H232L231 185H232V187L234 186V187H236V184H238L237 183V179H238V181L239 182H241V186H243L242 188H244V190H243V194H240V192H238V191H240V190H237V193H239V194H237V196H238V200H239V205H240V210H238V211H240V212H244L246 209L245 208H247V206H245V208H243V204H245V203H247V201L246 200H248L249 201V199H251V201H250V206L249 207H251L250 208V210L254 213V211H255V209L254 208H256V206L258 207V205L257 204H252V202L253 203H257V201L256 200H258V198H256V200H255V198H254V196L256 197V195L258 194L256 191L259 189L260 190V188H258L259 187V185L258 186H253L251 183L252 182H250L246 177H247V175L245 174V175H243V171L242 172H238V170L236 171V169L234 170V169H231V170H227ZM232 171V172H231ZM234 171H236V173H234ZM22 172V171H21ZM25 172H24V174H25ZM70 172V174H71V172H72V169H69L68 170V173ZM94 172V171H93ZM113 172V173H112ZM173 172V171H172ZM237 172H238V175H240V177L241 176H243V178L241 177H238L236 174H237ZM261 172V171H260ZM19 173V172H18ZM17 173V174H18ZM77 173V172H76ZM75 173V174H76ZM228 173V172H227ZM232 173H233V175H232ZM8 174V173H7ZM23 174V176H25ZM95 175V174H94ZM111 177L113 176V179H115V174H114V171H110V174H109ZM207 175V174H206ZM249 175V174H248ZM19 176V175H18ZM160 176H161V173H160ZM192 176H193V174H192ZM219 176H221V177H219ZM233 177V179H231L232 177ZM244 176H245V178H244ZM254 176V175H253ZM253 176H252V179H254L253 178ZM45 177V176H44ZM54 177V176H53ZM68 177L69 178H71V176L70 175H68ZM171 177L173 178V175H172V173L170 174V177H169V175H166L165 176V178L167 179V181L169 182V181H171ZM188 177V176H187ZM225 177H226V174H225ZM249 177V176H248ZM12 178V177H11ZM23 178V177H22ZM30 178H32L31 176H30ZM47 178H48V175H47ZM67 179L68 180V182H69V180L70 179ZM79 178V177H78ZM95 178H97V176L95 177ZM95 178H93V179H95ZM185 178H186V175H185ZM185 178L183 179V177L181 178L182 179V181L183 180H185ZM54 179V181L56 180L55 178H53ZM64 179H65V177H64ZM97 179H102L103 180V182H105V180L101 177V176H99ZM22 180V179H21ZM72 181H71V183L73 182V179H71ZM96 180V179H95ZM116 180V179H115ZM227 181L229 180V179H226ZM36 181V180H35ZM46 181V184H47V180H45ZM181 181V182H182ZM9 182H10V180H9ZM33 183L32 184H35V185H32V186H36L37 187V182H34V181H32ZM51 182V181H50ZM49 182V183H50ZM102 182V183H103ZM107 182V181H106ZM113 182H114V180H113ZM113 182H111V183H113ZM116 182V181H115ZM162 182V181H161ZM168 182H166V187L168 188V186H167V183ZM220 182H222V181H220ZM253 182H254V180H253ZM256 182V181H255ZM70 182H69V187H70V184H71ZM163 183V182H162ZM210 183H213V182H210ZM24 184H26L25 183V181H24ZM45 184V185H46ZM53 184H54V182H53ZM101 184V183H100ZM178 184V183H177ZM48 185H51V184H48ZM72 185V184H71ZM183 184H181L180 183V185L178 184V186H176V191L178 190V188H180V186H182ZM210 185V184H209ZM239 185V184H238ZM14 186V185H13ZM157 187H161V185L160 184H157L156 185ZM189 186H190V184H189ZM192 186V185H191ZM190 186V187H191ZM228 186H230V185H228ZM263 186V185H262ZM46 187H47V185H46ZM92 187H94L93 185H92ZM97 187V186H96ZM98 187H99V185H98ZM102 187V186H101ZM163 187H164V184H163ZM166 187H164L163 189H164V191H165V188ZM202 187L203 188H201V186H200V188L201 189H198V191H203V190H205V191H207V186L206 185H202ZM209 187V186H208ZM226 187V186H225ZM231 187V186H230ZM49 188H50V186L47 188L48 190H49ZM71 188V187H70ZM95 188V187H94ZM115 188V187H114ZM150 188H151V190H153V185H151L150 186ZM156 188V187H155ZM240 188V187H239ZM255 188L257 189V190H255ZM34 189H36V188H34ZM51 189V188H50ZM79 189V188H78ZM83 189V188H82ZM96 189V188H95ZM116 189V188H115ZM170 189V190H169ZM211 188L209 187L208 188V190H210ZM249 190L250 192L249 193H252L251 195H253V197L250 195V197H249V199H248V195L246 196V193H244L246 190ZM263 189V188H262ZM37 190V189H36ZM48 190H47V192H48ZM97 190V189H96ZM167 190V189H166ZM168 190H169V192L171 193V188H168ZM168 190H167V195H169L168 193ZM11 191V190H10ZM153 191H155V190H153ZM175 191V192H176ZM211 191H213V190H211ZM242 191V190H241ZM262 191V190H261ZM260 191V192H261ZM90 192V191H89ZM175 192L173 193V196L175 197ZM184 192V191H183ZM185 192H187V189L185 190ZM234 192V191H233ZM248 192V191H247ZM259 192V191H258ZM259 192V193H260ZM262 192H264V191H262ZM37 193H39L38 192V190H37ZM44 193V192H43ZM42 193V194H43ZM52 193V192H51ZM100 193V192H99ZM164 193H166V191L164 192ZM202 193V192H201ZM1 194H2V192H1ZM10 195V197H11V192L9 193ZM73 194V193H72ZM108 194V193H107ZM158 195H159V193H157ZM157 194H155V195H153V196H156ZM177 194V193H176ZM214 194V193H213ZM248 194V193H247ZM256 194V195H255ZM264 194V193H263ZM263 194H258V196L257 197H259V199L261 200V201H263L261 198L263 197ZM3 195V194H2ZM2 195H0V196H2ZM105 195V194H104ZM157 195V196H158ZM183 195H185V193H183ZM182 195V196H183ZM204 194H202V196H203ZM234 195V193H232V195L230 194V196H233ZM240 195V196H239ZM245 195V196H244ZM4 196V195H3ZM8 196V197H9ZM14 196V195H13ZM45 195H43V197H44ZM89 196V195H88ZM156 196V197H157ZM204 196H206V194L204 195ZM209 196V195H208ZM229 196V197H230ZM235 196H236V193H235ZM241 196H243V198H246V202L243 200V198L241 197ZM262 196V197H261ZM71 197H73V195L71 196ZM87 197V196H86ZM101 197H102V194H101ZM111 197H113V196H111ZM229 197L227 198V200L229 199ZM239 197H241L242 198V200H240V198ZM70 198V197H69ZM127 198V197H126ZM126 198H125V200H124V204H126L125 202H126ZM182 197L180 196V199H181ZM191 198V197H190ZM204 198V197H203ZM202 198V205H204V204H206L205 203V199L207 198V197H205V199H203ZM212 198H214L213 197V195H212ZM66 199V198H65ZM105 199H109V197L107 198L106 196H105ZM124 199V198H123ZM156 198H153V200H155ZM167 199V198H166ZM215 199V198H214ZM253 199V200H252ZM33 200H35L34 198H33ZM36 200H37V198H36ZM207 201L209 200L210 201V197H209V199L207 198L206 199ZM75 201V200H74ZM189 201V200H188ZM206 201V202H207ZM212 201V200H211ZM229 201V200H228ZM245 202V203H242V202ZM102 202H103V200H102ZM133 202V201H132ZM137 202V201H136ZM128 203V202H127ZM209 203V202H208ZM212 203V202H211ZM227 203V202H226ZM45 204V203H44ZM50 202H49V206H50ZM60 204H61V202H60ZM129 204V203H128ZM189 204V203H188ZM225 205V203L222 205V206H224ZM243 205V206H242ZM48 206V207H49ZM53 206V205H52ZM52 206H50L49 208H51ZM219 206V205H218ZM217 206V207H218ZM228 207V206H227ZM254 207V208H253ZM41 208V207H40ZM44 208V207H43ZM57 208V207H56ZM55 208V210H57ZM206 208H207V205H206ZM212 208V207H211ZM230 208H233V207H230ZM259 208H260V206H259ZM31 209H33V208H31ZM68 209L70 210H72L73 209V207L71 208V207H69L68 206V208H67V211H68ZM79 209V208H78ZM85 209V208H84ZM195 209V208H194ZM44 211L42 208L40 209V211ZM61 210V209H60ZM66 210V208H64L63 210H61L62 212L63 211H65ZM190 210H192V209H190ZM207 210H208V208H207ZM193 211V210H192ZM247 211V210H246ZM34 212V211H33ZM38 212H39V209H38ZM38 212H37V214H38ZM45 212V211H44ZM69 212V211H68ZM71 212V211H70ZM210 212V211H209ZM242 212V213H243ZM41 213V212H40ZM47 213H49V212H47ZM83 213V212H82ZM46 214V213H45ZM55 214V213H54ZM39 215H41V214H39ZM53 215V214H52ZM115 215H116V212H115ZM136 215V214H135ZM200 215H203V214H201L200 213ZM46 216V215H45ZM44 216V217H45ZM80 216V215H79ZM204 216H206V215H204ZM252 216V215H251ZM191 217H193V215L191 216ZM208 218L210 217V216H207ZM50 218V217H49ZM52 218V217H51ZM53 218H54V216H53ZM129 218H131V217H129ZM199 218V217H198ZM74 219V218H73ZM191 219V218H190ZM209 219H211V218H209ZM209 219L207 220V222L209 221ZM258 219V218H257ZM49 220H52V219H49ZM69 220V219H68ZM71 220V219H70ZM69 220V221H70ZM193 220V219H192ZM191 220V222L190 221H188V220H184L183 222L184 223H187L188 224V222H189V224L190 225H192V228H193V225H195L196 224V222L195 221H192ZM74 221V220H73ZM188 221V222H187ZM218 221V220H217ZM249 221V220H248ZM91 222V221H90ZM106 222V221H105ZM137 222V221H136ZM136 222L134 221L133 223H134V225L136 224ZM145 222V221H144ZM147 222V221H146ZM149 222V221H148ZM147 222V223H148ZM182 222V224H184ZM195 222V224H193ZM84 223V222H83ZM150 223V222H149ZM148 223V224H149ZM250 223V222H249ZM77 224V223H76ZM144 223H142V225H143ZM260 224V223H259ZM56 226H57V224H55ZM140 225V224H139ZM142 225H141V227H142ZM147 225V224H146ZM151 226V228L153 227L152 225L153 224H150ZM185 225V224H184ZM183 225V226H184ZM197 225H199V224H197ZM196 225V226H197ZM136 226V225H135ZM134 226V227H135ZM155 226V225H154ZM201 226V225H200ZM81 228H84V226L82 227L81 226ZM99 228H101V225H100V227ZM136 228V227H135ZM139 228H140V226H139ZM149 228V227H148ZM186 228V227H185ZM213 228V227H212ZM138 229V228H137ZM142 229H143V227L141 228V231H142ZM168 229V228H167ZM97 230V229H96ZM120 230V229H119ZM138 230H140V229H138ZM144 230V229H143ZM151 230H153V229H151ZM170 230V229H169ZM172 230V229H171ZM182 227H181V229L180 230H178V231H176V233L178 234V237H177V239L180 241V236L182 237V233L185 231V230H183V232H182ZM140 231V232H141ZM146 231H149L148 229H147V227H146ZM187 231V230H186ZM143 233H144V231H142ZM179 232H180V234L181 235H179ZM182 232V233H181ZM173 234H175V232L173 233ZM176 234V235H177ZM150 236L151 234L149 233V234H147L146 236ZM165 235H167V232H165ZM134 236H135V234H134ZM59 237V236H58ZM169 237V236H168ZM60 239V238H59ZM176 239V238H175ZM61 240V239H60ZM100 247V246H99Z\"/></svg>","mask_w":264,"mask_h":264}]
</instances>
